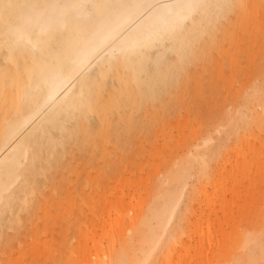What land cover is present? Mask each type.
<instances>
[{
    "label": "bare ground",
    "instance_id": "obj_1",
    "mask_svg": "<svg viewBox=\"0 0 264 264\" xmlns=\"http://www.w3.org/2000/svg\"><path fill=\"white\" fill-rule=\"evenodd\" d=\"M99 1L0 0V246L5 251L10 240L3 229H16L37 209V176L63 169L73 146L84 149L94 146L97 136L118 139L129 131L134 120L128 111L161 101L235 2ZM254 114L262 127L264 104ZM229 124L227 134L239 127L233 119ZM211 141L195 146L198 155L211 151ZM196 157L179 160L157 183V197L163 199L153 209L157 229L146 236L140 254L131 258L127 243L119 242L117 248L98 246L87 255V223L79 222L81 253L71 249L67 261L168 264L183 232L187 208L180 205ZM122 209L115 208L121 223ZM135 232L130 230V242ZM232 249L243 250L245 257L227 256L226 264L264 259V226L238 234Z\"/></svg>",
    "mask_w": 264,
    "mask_h": 264
},
{
    "label": "rangeland",
    "instance_id": "obj_2",
    "mask_svg": "<svg viewBox=\"0 0 264 264\" xmlns=\"http://www.w3.org/2000/svg\"><path fill=\"white\" fill-rule=\"evenodd\" d=\"M216 25L159 103L128 111L129 131L73 146L63 169L37 176V209L16 229H3L10 245L0 246V264H70V250L82 249L79 222L87 223V255L119 242L131 258L140 254L157 229V183L191 154L197 157L180 205L187 208L183 232L168 264L244 259L243 250L232 249L236 236L264 226V125L254 118L264 104V0H235ZM232 119L239 127L227 134ZM205 138L212 149L202 157L195 146ZM120 207L123 223L115 220Z\"/></svg>",
    "mask_w": 264,
    "mask_h": 264
}]
</instances>
